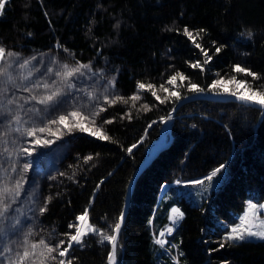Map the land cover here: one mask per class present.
Listing matches in <instances>:
<instances>
[{"label":"trees","instance_id":"16d2710c","mask_svg":"<svg viewBox=\"0 0 264 264\" xmlns=\"http://www.w3.org/2000/svg\"><path fill=\"white\" fill-rule=\"evenodd\" d=\"M185 28L194 36L200 32L195 42L184 34ZM0 47L16 54L0 62L6 72L0 75V190H11L10 199L5 193L8 211L0 216V237L11 214L8 202L18 197L16 192L24 195L22 199L34 197L31 208L24 203L25 213L5 245L6 253L16 243L23 252V246L31 251V244L40 240L50 246L67 241L64 234L76 230L68 225L77 224L76 217L87 209L97 233L74 244L65 261L110 264V242H101V233L114 234L129 183L147 147L158 139L176 104L196 93L190 84L222 92L212 90L213 81L235 76L264 91V0H8L0 15ZM36 59L43 60L38 76L45 79L19 81L12 75L16 61ZM197 62L201 67L193 68ZM237 64L259 78L236 73ZM65 65L89 67L62 77L58 73L66 71ZM177 72L187 79L168 84ZM17 73L19 78L25 75L18 67ZM83 77L95 86L79 90L76 82ZM138 83L154 85L161 99L171 92H178L179 98L161 103ZM53 93H58L53 101L67 99L70 109L76 107L90 119L99 112L95 128L110 139L62 125L40 132L55 112L54 102L42 107L47 120L41 119L39 127L29 126L27 110L35 105L33 99L38 103ZM133 95L140 98L133 101ZM117 96L127 103H109ZM30 128L37 130L32 139L54 140L55 146L45 155L44 169L29 172L23 166L27 161L18 163L15 155L28 140ZM172 136L136 184L118 240V263L264 264V240L225 242L247 200H264V110L235 101H192L179 109ZM88 156L93 159L86 160ZM174 207L183 217L168 241L157 243L160 232L172 225ZM36 251H44L43 246ZM52 255L60 260L58 252ZM25 264L39 262L30 257ZM47 264L57 262L49 259Z\"/></svg>","mask_w":264,"mask_h":264},{"label":"snow or ice","instance_id":"6c2138e0","mask_svg":"<svg viewBox=\"0 0 264 264\" xmlns=\"http://www.w3.org/2000/svg\"><path fill=\"white\" fill-rule=\"evenodd\" d=\"M7 2H8V0H0V15H3ZM184 34L186 36H188L190 39H192L193 42H195L196 36H199L200 32H197L196 36H194L191 31H189L187 28H185ZM249 35H251V33H249ZM196 47L200 48L201 46H200V44H196ZM201 51L204 52V56L208 60L211 59V57L208 56V53L206 51H204L203 49H201ZM216 51L219 52L220 49L217 48ZM6 55L7 56H14L16 54L11 53V52H7L4 47H0V62L4 61ZM27 63L28 62L25 61L23 64L20 65V67H25L27 65ZM191 66L193 68L201 67L199 62L192 64ZM88 67H89V65H80L79 67L69 69L68 66L65 65L64 68L66 69V71L62 72V73H58V75H61L62 77H71V76L75 75L76 73H79L82 68H88ZM234 71L236 73H244L247 76L253 77L254 79L259 78L256 73H253L249 69L242 67L238 64L234 66ZM5 74H6V72L3 69H0V75H5ZM178 78L180 80H186L187 79V77H185L183 73L177 72L175 75H173L169 78L168 84L174 85ZM228 84H233L234 87L232 89H230L227 87ZM44 87L47 88L48 85L46 84V85H44ZM154 87L155 86L151 85V84L145 85L144 83H138L139 89H141V90L146 89L148 91H151V94L153 96H155V98L157 100H159L161 103H165L166 100L171 98V97L179 98L178 92H171L169 94V96H166L164 99H161V97L159 95H157L156 91H153ZM210 87L214 91L217 88H220L223 93H228L234 97H237L241 101L250 102L251 104L264 107V91H259V90L253 89L250 85L247 84L246 81L238 80L235 76L231 77L227 81L224 79L215 80V81H213V83ZM160 88L165 93L169 92V89L165 88L164 85H160ZM241 88H244V91H240ZM190 91L200 93V92H203L204 89L200 88L196 84H190ZM57 94L58 93H53V95L42 98L39 102L43 104V103H46L48 101H51L53 99V96L57 95ZM139 98H140L139 95H133L131 97V99L133 101L138 100ZM117 100H123L124 103H127V100H125L123 97H120V96L115 97V99L109 101V103H115ZM133 106H135V105H133ZM146 107L147 106L145 105V108ZM102 110H105V109H102ZM97 115H99V112L93 113V118L90 120V122L92 124H95L94 117ZM71 116L76 121L73 126L76 128H79V130L81 132H90V134L92 136L98 137L100 140H109L110 139V137L106 133H104L100 128L97 127V128L89 129V128H86L84 126L82 121H88L90 119L89 117L84 116L82 113H80L78 111L72 112ZM129 118H131V117L129 116ZM18 119H19V117H17V120ZM67 119H68V117H66V116H60L59 121H52V123L64 124ZM105 123H112V121L106 120ZM69 130H71V129H69ZM36 131H37L36 129H31L28 132V134L34 135ZM39 131L45 132V131H50V129L40 128ZM36 143L39 144V143H41V141L37 140ZM43 143L47 144V143H50V141H43ZM133 147H135V145H133ZM21 151H23L25 154H28V155L31 154V151L27 148L21 149ZM130 151H131V149H129V152ZM91 159H93L92 156L86 157V160H91ZM29 167H30V165L28 163L24 164V170L25 171H27V169ZM223 167L224 166L221 165V167L217 168L215 171H213L212 174L207 177V179L209 181H211L212 178L215 177L221 171V169ZM197 183H202V181H197ZM19 188H20V183L17 182L16 189L18 190ZM10 191L11 190L8 188H4L3 190H0V216H3V214L8 211V205L5 203V193H8ZM16 194H18V191ZM48 199L51 200V197H49ZM261 207H264V206H261ZM257 208H258V206L256 204H250L248 206L245 214L243 215V217L240 220L239 225L232 227L231 232L225 237V242H227V241H244L248 237H257L259 239L264 240V220L259 219V217L257 216ZM46 210H47L46 207L41 209L42 212L46 211ZM172 212H173V220L174 221L176 219L183 217V213L180 212L179 209L173 208ZM76 220L79 223H77V224L70 223L68 225L69 228H75L76 229L75 232L64 234L68 237L67 241H60L59 244L56 246H50L44 240H40L38 244L33 243V244H31V251L28 249H25L22 253H18L17 260L15 261V264H25V262L30 257L37 258L39 264H47V261L49 259L52 261H56L57 264H72L71 260H68L66 262L64 259H60L57 261V256L52 255V254L54 252H58L59 257H66L69 250L73 248V244H76V245L82 244L84 242L83 238L86 235H88L90 233H94L97 231L95 228L91 227L88 224L89 213H88L87 209H85V211L82 214L78 215L76 217ZM123 220H124V216L121 215L118 218V222L115 224L114 229H113L115 234L104 235L101 233V236H102L101 242L106 240V241H109L111 243V249H112L111 255L108 256V260L110 261V264H116L117 239H118V235L120 233L121 224L123 223ZM256 220H259V226L258 227L254 223V221H256ZM171 231H172V229L170 228L169 232H171ZM65 243H67V248L63 247V245ZM157 243H163V241H157ZM40 246H43L44 251H39L37 253L36 250ZM223 246L224 245L221 244V247H223ZM10 264H12L11 261H10Z\"/></svg>","mask_w":264,"mask_h":264},{"label":"rangeland","instance_id":"374dc122","mask_svg":"<svg viewBox=\"0 0 264 264\" xmlns=\"http://www.w3.org/2000/svg\"><path fill=\"white\" fill-rule=\"evenodd\" d=\"M41 63H43V60H37L36 59L35 61H33L31 63L28 61L27 65L25 67H20V65L23 64V63L16 61L14 63L15 65L13 67L14 69L12 70V75L13 76L15 75L14 77L16 79L18 78L17 80H19V81L20 80H25V79H30V78H33V77L35 78V80L39 79L40 81H42L41 79L44 76L43 75L38 76L39 74H42L41 73V70H42ZM17 67L19 68L20 71H24L25 72V75L22 76L21 78H19V74L17 73ZM43 79H45V78H43ZM76 84L78 86V89L82 90V89H88L89 86H95V81L83 77L78 82H76ZM69 88H71V86ZM61 100L62 101L60 103L51 100V101H48V102L42 104L40 102L37 103V100L33 99L32 103H34L35 105L32 106V108L27 110L29 115H27L26 118H27V122L29 123V126H32V128L39 127L40 124H41V119L42 120H44V119L47 120L48 117L42 111V107L45 106L47 108H50V103L54 102V103H56V106H53L54 109H55V112H52L51 119L46 123V128H48V127L49 128H53V127H56L57 125H62L66 129L74 127L73 125H74V123L76 121L72 118L71 113L74 112V111H78V112L81 113L82 111H79L78 108H76V107L70 109L68 100L67 99L65 100L64 98H61ZM36 107H38V110H36ZM67 108H69V110ZM56 112H58V113L55 114ZM21 113H24L23 115L26 114L24 108L21 111ZM83 115L88 117L87 114H83ZM60 116L68 117V119L65 121L64 124L52 123V121H59V117ZM90 120L91 119H89L88 121H82V123L84 124V126L86 128L93 129V128H95V124H92L90 122ZM0 124H3V121H0ZM32 128H30L29 130H31ZM74 128L75 129H79V128H76V127H74ZM55 129L57 130L58 127H56ZM82 133L87 134V135H91L90 132H82ZM29 139H31V141H29ZM37 140H40L41 143L37 144L36 143ZM13 141H14V139H13ZM49 141H50V143H48V144L51 145L50 147L47 146L45 143H43L42 139H39V138H33L32 139L31 135H29L28 136V140H25L23 142V146H22L21 149L27 148V149H29L31 151V154L30 155L25 154L19 148V150L21 151L20 153H22V152L23 153L22 154H20V153L18 154L17 153L15 155V156L19 157V162L18 163H21V160H26L27 163L30 165L29 170H28L29 172L32 171L34 168L43 170L44 167H45V165L43 164L44 163L43 160H45V155L48 153L49 149H51V148H53V146H55L53 144L54 140H49ZM165 141H166V139H165ZM29 180H33V177H30ZM16 195L18 197H15V198L11 199L8 202V204L11 207V214H10V216L8 218V222H7V224H6L5 228H4V231L2 232L1 237H0V264H10V261L12 262V264H15V261L17 260L18 253H22V252H19L16 249L17 246H19L18 243H16L13 248H10L7 253H6L7 246H5V245H6V243H8L9 238L14 234V229L19 228V225H20L19 221H20V219L23 216V212L25 213V210H26L25 206H24V203L29 208H31V206H33V204H34V197L32 195H30L29 199L27 198V195L23 199H22V196H24V195H22L20 193H18ZM6 197H7V199H10L11 198V194L7 193ZM250 204H256L258 206V208H257V216L259 217V219L264 220V207H261V206H264V200H258V198L249 199V200H247V205H246L245 209L241 213H239L237 215V217H238L237 222L230 225V227L228 229V232H227V235L231 232L232 227L239 225L241 218L245 214V212H246V210H247V208H248V206ZM174 208L178 209L177 207H174ZM181 219L182 218H179V219H176L174 221L173 220V212L171 211L172 225L169 226L167 229L161 231L160 232V237H158L157 240L158 241H163V244H165L168 241L169 235H171L174 232L176 226H178V224L180 223ZM77 223H79V222H77ZM254 223L257 225V227L259 226V220L254 221ZM88 224L90 225L89 220H88ZM170 228L172 229L171 232H169ZM94 233H97V231L94 232ZM17 234L18 233H16V235ZM246 239H254V240H256V239H259V238H257V237H248ZM25 249H26L25 246H23V250H25ZM59 258L65 260V257H59Z\"/></svg>","mask_w":264,"mask_h":264},{"label":"water","instance_id":"95a60500","mask_svg":"<svg viewBox=\"0 0 264 264\" xmlns=\"http://www.w3.org/2000/svg\"><path fill=\"white\" fill-rule=\"evenodd\" d=\"M211 100V101H235V102H239L242 104H246V105H251L257 108H260L261 110H264V107H261L259 105H254L251 104L250 102H244L239 100L237 97H234L228 93H223V92H207V91H203L200 93H193L185 98H182L177 104L176 106L173 108L172 112L169 115V118L167 121H165L163 128L161 130V133L158 137V139H156L154 142H152L151 144H149V146L147 147L146 153H145V157L142 161V163L139 165V167L137 168V170L135 171L129 186H128V190H127V195H126V199H125V205L123 208V212L122 215L124 216V220L123 223L121 224V229H120V233L121 230L126 222L127 219V215L131 206V200H132V196L136 187V184L140 178V176L143 174V172L150 166L152 165V163L157 159V157L160 155V153L166 149L172 142L173 136H172V128H173V124L175 121V118L177 116V113L179 111V109L187 103H190L192 101H196V100ZM167 134L170 135V141H165ZM120 233L118 235V239H117V247H118V240H119V236ZM115 234V233H114ZM110 247H111V243H110ZM112 250V249H111ZM111 255V252H110ZM110 263V261H109ZM116 264L118 263V252H117V248H116Z\"/></svg>","mask_w":264,"mask_h":264},{"label":"built area","instance_id":"2783aa9c","mask_svg":"<svg viewBox=\"0 0 264 264\" xmlns=\"http://www.w3.org/2000/svg\"><path fill=\"white\" fill-rule=\"evenodd\" d=\"M228 88H230V86L227 85Z\"/></svg>","mask_w":264,"mask_h":264}]
</instances>
